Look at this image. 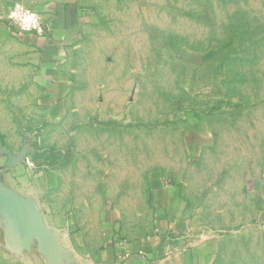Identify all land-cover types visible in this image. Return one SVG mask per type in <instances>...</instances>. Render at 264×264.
I'll use <instances>...</instances> for the list:
<instances>
[{
    "label": "rangeland",
    "instance_id": "374dc122",
    "mask_svg": "<svg viewBox=\"0 0 264 264\" xmlns=\"http://www.w3.org/2000/svg\"><path fill=\"white\" fill-rule=\"evenodd\" d=\"M91 1L99 24L69 54L61 108L0 99L3 143L45 151L24 181L64 216L113 207L121 234L143 239L161 174L188 186L213 264H264V227L239 218L241 178L264 161V0ZM194 130L209 144L197 156Z\"/></svg>",
    "mask_w": 264,
    "mask_h": 264
},
{
    "label": "crops",
    "instance_id": "0c3cea01",
    "mask_svg": "<svg viewBox=\"0 0 264 264\" xmlns=\"http://www.w3.org/2000/svg\"><path fill=\"white\" fill-rule=\"evenodd\" d=\"M15 3L39 13L46 25L45 35L20 32L9 22L7 14ZM92 6L91 0H0L1 100L37 101L40 107L54 112L61 108L71 84L69 54L99 24ZM194 134L196 139L191 144L197 156L209 144L205 131L194 130ZM38 143L37 137L33 145ZM24 163L14 170V179L37 196L48 224L63 230L66 245L82 264L214 263L215 244L196 226L186 184L170 182L161 174L151 175L147 190L151 232L143 239H131L119 231L120 221L113 207L92 206L83 213L82 208L69 209L66 216L55 212L43 201L46 193L38 187V180L34 178L33 184L24 181ZM241 196L242 223L264 227V161L241 178ZM0 264L35 263L19 262L0 252Z\"/></svg>",
    "mask_w": 264,
    "mask_h": 264
},
{
    "label": "water",
    "instance_id": "95a60500",
    "mask_svg": "<svg viewBox=\"0 0 264 264\" xmlns=\"http://www.w3.org/2000/svg\"><path fill=\"white\" fill-rule=\"evenodd\" d=\"M25 140L18 151L0 138V252L23 263L82 264L63 230L50 226L37 196L13 177L16 167L42 152Z\"/></svg>",
    "mask_w": 264,
    "mask_h": 264
},
{
    "label": "built area",
    "instance_id": "2783aa9c",
    "mask_svg": "<svg viewBox=\"0 0 264 264\" xmlns=\"http://www.w3.org/2000/svg\"><path fill=\"white\" fill-rule=\"evenodd\" d=\"M12 12H16L19 16V19H10L9 15ZM25 14H32L34 17V22L33 21H28L29 23V28L27 30L23 29L21 27L20 19H24ZM7 19L9 22L15 26L20 32H31L34 33L38 36H43L46 33V25L44 24L43 20L41 19L40 15L38 12L26 7L25 5L21 3H15L9 10L7 14ZM34 23V26H33ZM27 163H30V159H26Z\"/></svg>",
    "mask_w": 264,
    "mask_h": 264
},
{
    "label": "clouds",
    "instance_id": "9594fccd",
    "mask_svg": "<svg viewBox=\"0 0 264 264\" xmlns=\"http://www.w3.org/2000/svg\"><path fill=\"white\" fill-rule=\"evenodd\" d=\"M9 18L10 19H19V16L16 12H12L10 13L9 15ZM28 21H33L34 22V17L32 14H25V17L24 19H20V23H21V27L25 30H27L29 28V23ZM33 26H34V23H33Z\"/></svg>",
    "mask_w": 264,
    "mask_h": 264
},
{
    "label": "trees",
    "instance_id": "16d2710c",
    "mask_svg": "<svg viewBox=\"0 0 264 264\" xmlns=\"http://www.w3.org/2000/svg\"><path fill=\"white\" fill-rule=\"evenodd\" d=\"M0 138H1V136H0ZM2 140V139H1ZM5 144V143H4ZM35 147L37 148V149H39L38 147H37V145H35ZM45 152V151H44ZM43 153V152H42ZM40 152H36L35 154H34V156H36V157H39L40 156Z\"/></svg>",
    "mask_w": 264,
    "mask_h": 264
}]
</instances>
